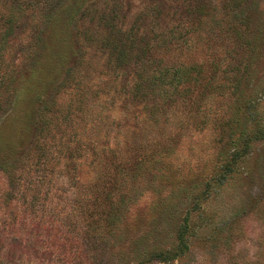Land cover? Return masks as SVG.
I'll return each instance as SVG.
<instances>
[{
    "label": "rangeland",
    "instance_id": "1",
    "mask_svg": "<svg viewBox=\"0 0 264 264\" xmlns=\"http://www.w3.org/2000/svg\"><path fill=\"white\" fill-rule=\"evenodd\" d=\"M0 264H264V0H0Z\"/></svg>",
    "mask_w": 264,
    "mask_h": 264
},
{
    "label": "trees",
    "instance_id": "2",
    "mask_svg": "<svg viewBox=\"0 0 264 264\" xmlns=\"http://www.w3.org/2000/svg\"><path fill=\"white\" fill-rule=\"evenodd\" d=\"M113 43H114V45H111L112 43L110 44L109 50L116 52V57L123 56L124 55V49H122V47H120L121 43H123V42H120V44L117 42L116 43L113 42ZM140 89L141 88L137 85L135 87L133 86V90L136 92H138Z\"/></svg>",
    "mask_w": 264,
    "mask_h": 264
}]
</instances>
